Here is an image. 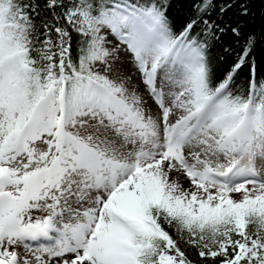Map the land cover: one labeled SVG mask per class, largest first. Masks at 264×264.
Here are the masks:
<instances>
[{"label":"snow or ice","instance_id":"1","mask_svg":"<svg viewBox=\"0 0 264 264\" xmlns=\"http://www.w3.org/2000/svg\"><path fill=\"white\" fill-rule=\"evenodd\" d=\"M0 264H264V0H0Z\"/></svg>","mask_w":264,"mask_h":264}]
</instances>
